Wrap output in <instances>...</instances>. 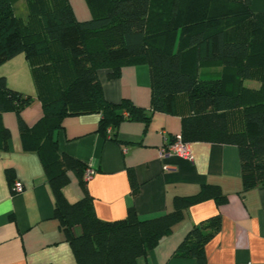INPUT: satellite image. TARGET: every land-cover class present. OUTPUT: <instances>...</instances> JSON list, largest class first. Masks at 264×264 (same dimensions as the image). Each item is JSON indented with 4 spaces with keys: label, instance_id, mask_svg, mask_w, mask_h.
Instances as JSON below:
<instances>
[{
    "label": "trees",
    "instance_id": "1",
    "mask_svg": "<svg viewBox=\"0 0 264 264\" xmlns=\"http://www.w3.org/2000/svg\"><path fill=\"white\" fill-rule=\"evenodd\" d=\"M25 1L27 15L20 17L13 0H0V65L24 55L42 116L26 125L20 112L32 97L11 89L0 76V149L10 138L1 113L11 110L23 149L41 159L54 195L53 216L76 264H136L172 232L187 208L227 199L218 185L203 184L195 194L175 196L172 209L156 217L141 218L133 208L113 221L96 216L85 190L86 167L58 152L62 120L98 113L101 135L124 120H149L145 109L127 99L106 100L100 69L117 78L124 65L146 64L151 110L179 115L186 142L235 145L242 189L264 185V12H253L250 0H85L91 16L83 21L68 0ZM249 80L257 87L247 86ZM68 171L85 190L74 203L62 193ZM220 224L215 214L193 225L174 256L206 264L205 245Z\"/></svg>",
    "mask_w": 264,
    "mask_h": 264
},
{
    "label": "crops",
    "instance_id": "2",
    "mask_svg": "<svg viewBox=\"0 0 264 264\" xmlns=\"http://www.w3.org/2000/svg\"><path fill=\"white\" fill-rule=\"evenodd\" d=\"M68 1L78 20L90 18L85 0ZM17 3L25 6L27 15L26 1L13 0L14 12ZM250 8L264 12V0H250ZM107 73L106 69L98 70L106 100L117 103L127 99L145 109L149 120H124L101 135L97 131L100 114L68 115L56 134L60 154L94 169L85 190L92 197L96 216L113 221L133 208L141 218L156 217L172 209L175 196L195 194L203 184L218 185L227 197L224 203L206 200L187 208L172 232L149 254L138 257L136 264H196L194 259L174 256V252L193 225L215 214L220 215L221 224L205 245L206 264H264V185L242 189L236 146L185 141L190 159L160 157L161 148L177 137L182 139L181 117L151 110L146 64L124 65L117 78ZM0 76L11 89L32 97L20 116L26 125L33 126L41 118L42 108L24 55L2 63ZM246 85L257 87L258 83ZM1 122L10 138L7 148L0 149V264H76L73 250L53 216L54 195L39 155L23 149L14 111L2 112ZM67 175L69 183L62 187V193L74 203L85 190L72 171ZM14 181L22 183L21 192L12 191ZM74 232L78 234L79 227Z\"/></svg>",
    "mask_w": 264,
    "mask_h": 264
},
{
    "label": "built area",
    "instance_id": "3",
    "mask_svg": "<svg viewBox=\"0 0 264 264\" xmlns=\"http://www.w3.org/2000/svg\"><path fill=\"white\" fill-rule=\"evenodd\" d=\"M107 132H110V128L107 129ZM160 157L167 158L171 155H176L185 159H190V149L188 144L183 141L180 137H177L173 142L168 143L167 146L160 149ZM94 173V169L87 167L83 173V179L85 181L89 180ZM13 192H21L23 190V185L20 181H14L11 185Z\"/></svg>",
    "mask_w": 264,
    "mask_h": 264
},
{
    "label": "rangeland",
    "instance_id": "4",
    "mask_svg": "<svg viewBox=\"0 0 264 264\" xmlns=\"http://www.w3.org/2000/svg\"><path fill=\"white\" fill-rule=\"evenodd\" d=\"M19 3H22V2H19ZM19 3H17V5H16L15 13L18 16L25 17L26 15H24V14L26 13V8L23 4H19ZM246 84H256V82L255 81H246Z\"/></svg>",
    "mask_w": 264,
    "mask_h": 264
}]
</instances>
